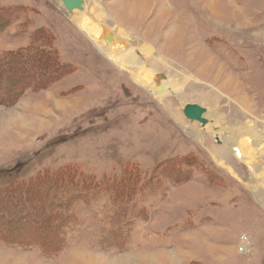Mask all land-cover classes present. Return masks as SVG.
<instances>
[{
	"label": "rangeland",
	"instance_id": "obj_1",
	"mask_svg": "<svg viewBox=\"0 0 264 264\" xmlns=\"http://www.w3.org/2000/svg\"><path fill=\"white\" fill-rule=\"evenodd\" d=\"M87 1L91 12L80 18L126 40L116 55L129 44L149 49L140 75L153 86L152 61L167 73L166 95L133 81L141 72L133 60L135 73L107 61L59 0H0V193L45 171L78 177L55 193L75 197L68 243L56 253L27 244L48 233L32 224L5 234L22 210L0 199L9 203L0 211V264H264V192L250 187L264 164V0H111L117 16L107 0ZM120 1L135 5L126 11ZM32 38L36 52L55 56L58 73L49 63L38 73L6 70L7 53ZM206 88L213 97L195 95ZM192 103L212 124L183 117ZM124 178L117 202L112 183Z\"/></svg>",
	"mask_w": 264,
	"mask_h": 264
},
{
	"label": "trees",
	"instance_id": "obj_2",
	"mask_svg": "<svg viewBox=\"0 0 264 264\" xmlns=\"http://www.w3.org/2000/svg\"><path fill=\"white\" fill-rule=\"evenodd\" d=\"M33 41L32 38V43L29 48L7 53L6 70L15 75V73H20L18 72V70L20 71L21 69L20 67L23 66L24 68V65H28V68H30L29 70L32 68L33 71L38 73L37 70H49V66L46 69L43 65L49 63V65H51L50 69H54L58 73L60 68L55 56L50 52H43L44 50L42 49L41 51L43 53L36 52L33 48L35 45ZM31 52L35 53V55H32ZM29 70L27 71L29 72ZM54 73L56 74V72ZM66 181L67 184L73 187L76 183L75 181L78 182V177L71 168H62L53 173L45 171L38 174L28 183H21L12 189L1 191V193L6 195L3 194L2 196L0 193V199L5 198L8 202L14 201L15 204L12 205L14 206L12 208L18 207L19 210H22L12 211L13 215L8 217L4 224V226L6 225L5 234L8 230L13 231L15 228H20L19 226L29 228L32 224L37 231H47L48 233H46L45 236L39 234L36 238H31V240L27 242L29 246H35L43 255L56 253L58 250H62L68 243L67 232L74 221V217L68 215V208H71L73 200L75 199V197L71 196L74 193L69 194V192L65 191L62 193V196H60V194L55 196V193H57L56 190L62 187ZM80 182L82 183V181ZM88 182L89 180L83 181L84 184ZM128 183L129 180L125 178L119 180V182L116 181L112 183L115 200L122 199L125 195L123 189L125 187L127 189ZM65 196L66 198H64ZM8 204L0 205V211H5ZM32 207L39 209L38 217L34 218V223L32 219L29 218L31 215L33 218V212L31 211ZM64 214L65 216H63ZM13 234L14 233L11 235ZM49 236L51 237L49 238ZM18 242L19 241L16 243Z\"/></svg>",
	"mask_w": 264,
	"mask_h": 264
},
{
	"label": "bare ground",
	"instance_id": "obj_3",
	"mask_svg": "<svg viewBox=\"0 0 264 264\" xmlns=\"http://www.w3.org/2000/svg\"><path fill=\"white\" fill-rule=\"evenodd\" d=\"M83 1V4L81 5L82 6V10H77V9H75V10H73L72 11V13L71 14H68L69 15V21L71 22V23H73L83 34H86L87 36H91V40H92V42H93V46L97 49V51L107 60V61H109L111 64H113V65H115V67H117V69H127V68H129L130 67V65H128L127 63V60H133V62H135V63H137V66L140 68L139 70L141 71L140 73H138V74H134L133 75V81L137 84V85H139V86H141V87H143V88H145L146 90L147 89H149L153 94H154V92H155V94L154 95H156V96H158V98L159 99H163L164 98V96L166 95V82L168 81V76H167V73L164 75L163 73H161V72H158V70H159V68L158 67H156L154 64H153V62L151 61V63H149L148 65L151 67H149L148 66V69L150 68L151 70H152V73H155L153 76L154 77H159V76H161V77H163V79L160 81H154L153 82V86H152V84L150 85L149 84V81L148 82H146V80H144L143 79V76H141L140 74L141 73H143V67H144V64H145V62H142L139 58H140V56L141 57H143V54H141V53H144V54H146V55H150L149 54V49L147 48V47H141V46H137L136 47V49H135V53L132 51V50H134V48H133V46H131L130 44H129V50H127L126 51V53L125 54H123V57L121 56V54L120 55H116L115 54V51H114V49L116 48L115 46H117V44H119V45H121V47H123L124 49H126L127 47H128V44L125 42L126 40L125 39H123L124 37H122L121 35H119V33L118 32H115V31H112V30H110V28H108V27H105L106 29H108L109 31H110V33H112L113 35H114V37L116 38H118V42H115L114 41V43L113 44H110V45H106L105 43H104V41H102L101 39H100V36H101V34H102V23H98L97 25H95V26H97V28H98V32L97 31H93L92 30V28H93V24L91 23V22H89V20H88V18H86V19H81L80 17H81V15H83V14H81V13H84V14H88V13H90L91 11L88 9V8H90V7H88L87 8V6H88V1L87 0H82ZM59 2H60V0H59ZM60 4H61V2H60ZM61 7L65 10V8L62 6V4H61ZM88 9V10H87ZM65 12L66 13H68L66 10H65ZM96 14V13H95ZM118 47V46H117ZM117 49V48H116ZM149 58V57H148ZM155 61V60H154ZM147 64V63H146ZM157 64V63H156ZM128 66V67H127ZM149 69V70H150ZM129 70H131V72L132 73H135V69H132V68H129ZM145 71H146V69H145ZM157 72V73H156ZM182 75H184V74H182ZM181 75V76H182ZM153 76H151V78L153 77ZM160 78V77H159ZM190 77H188V76H182V81H183V83H184V81L185 80H187V79H189ZM145 79H147V78H145ZM153 79H151V81H152ZM192 82H196L195 80H193L192 79ZM157 84H159V86L161 87V92H158L156 89H157ZM199 85H201V84H199ZM201 87H204L203 85H201ZM209 92L211 91V90H209L208 88H206ZM206 89L204 90L205 92H200L199 94H196L195 93V95L196 96H202V95H211V97H213L214 95V92H212L211 91V94H207L208 92H206ZM193 104V103H192ZM187 105V104H186ZM195 105H197V106H199V107H202V106H200V105H198V104H195ZM185 106V105H184ZM184 106H182V110H183V107ZM202 108H204V107H202ZM205 109V114L203 115V119H205L206 120V123L204 124V125H200L201 126V128H205L208 124H210L212 121L211 120H208V118H207V113H208V111H207V109L206 108H204ZM182 110H181V112H182ZM170 115V114H169ZM182 115H183V113H182ZM184 117V116H183ZM188 122H190V121H188ZM190 123H195V122H190ZM199 124V123H198ZM212 124V123H211ZM246 128H247V126H246ZM207 130V129H206ZM248 132H249V130H241V131H239L238 132V135L240 136H242V135H245L246 136V134H248ZM251 132V131H250ZM250 134H252V133H250ZM234 137H236V136H234ZM238 138V137H237ZM200 141H202L200 138H198ZM231 139V138H230ZM230 139H226L224 142L227 144L229 141H231ZM234 140V139H233ZM236 140V139H235ZM220 141V140H219ZM221 142V141H220ZM230 143V142H229ZM202 144V143H201ZM242 144V143H241ZM237 145V144H236ZM239 145V144H238ZM234 146V145H233ZM213 150V156H214V158H215V156H217L215 153H217L218 154V152H220V148H213L212 149ZM222 150V149H221ZM213 158V159H214ZM258 166V169H257V171H255L256 172V175L253 177V180H251V185H250V187H251V189L252 190H259L260 192H264V189L262 190V188H263V186H264V164H263V167H261L260 165H257ZM256 166V167H257ZM252 171V170H251ZM253 175H254V172H253ZM262 186V187H261ZM258 192V191H257ZM258 195V194H257ZM263 205H264V203H262ZM99 260L100 259H95V260H93V261H98L99 262ZM155 260V259H154ZM86 261H92V259L91 258H88ZM103 264H117V262L116 263H106V262H104V260H103ZM125 264H129L128 262L127 263H125Z\"/></svg>",
	"mask_w": 264,
	"mask_h": 264
},
{
	"label": "water",
	"instance_id": "obj_4",
	"mask_svg": "<svg viewBox=\"0 0 264 264\" xmlns=\"http://www.w3.org/2000/svg\"><path fill=\"white\" fill-rule=\"evenodd\" d=\"M62 6L65 8V10L68 12V14H71L73 10H82V0H60ZM100 39L104 41L106 45L113 44L114 41L118 42V38L114 37L112 33L105 27H102V34L100 36ZM160 77V78H159ZM157 77L156 81H159L163 79V77L159 76ZM158 92H161V87L159 84H157ZM205 109L202 107H199L195 104H187L183 107L182 113L186 120H189L190 122H197L201 126L206 123V120L203 119V115L205 114Z\"/></svg>",
	"mask_w": 264,
	"mask_h": 264
},
{
	"label": "crops",
	"instance_id": "obj_5",
	"mask_svg": "<svg viewBox=\"0 0 264 264\" xmlns=\"http://www.w3.org/2000/svg\"><path fill=\"white\" fill-rule=\"evenodd\" d=\"M133 1H140V0H133ZM143 1H146V0H142V2ZM108 4V6H107V8L109 9L108 11H109V13H111V14H115L116 15V13H114V12H117L118 11V9L119 8H116V6H114L113 5V3L111 2V0H107L106 1ZM109 2H110V6H109ZM127 2V1H126ZM125 1H120V2H118V3H120L121 5V7H124V5L126 4V11H129V10H131L132 9V6L133 5H135V4H133L132 2H131V4H132V6L131 5H129V3L127 2L126 3ZM141 2V1H140ZM167 2H169V4L171 5V1L170 0H167ZM117 2L116 1H114V4H116ZM137 8L139 7V4L136 6ZM116 8V9H115ZM115 10V11H114ZM137 12V11H136ZM128 14H130V13H132L131 11H130V13L129 12H127ZM137 15H138V12H137ZM117 16V15H116ZM118 21V20H117ZM176 26V25H175ZM178 26V25H177ZM178 30L179 29H176L175 31H174V33L175 34H177V32H178ZM84 37H85V35L84 34H82ZM86 38V37H85ZM87 39V38H86ZM60 57H61V54H60ZM62 58V57H61ZM73 62H75V63H77L76 61H73ZM84 66V65H83ZM86 69H88V70H90V68L89 67H87V66H84ZM85 71V70H84ZM86 72V71H85Z\"/></svg>",
	"mask_w": 264,
	"mask_h": 264
},
{
	"label": "built area",
	"instance_id": "obj_6",
	"mask_svg": "<svg viewBox=\"0 0 264 264\" xmlns=\"http://www.w3.org/2000/svg\"><path fill=\"white\" fill-rule=\"evenodd\" d=\"M242 251V250H239V252Z\"/></svg>",
	"mask_w": 264,
	"mask_h": 264
}]
</instances>
